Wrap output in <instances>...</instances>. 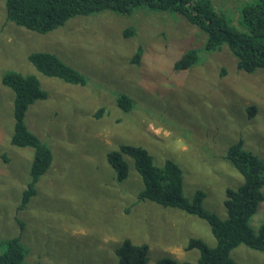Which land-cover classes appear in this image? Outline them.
<instances>
[{"label": "rangeland", "instance_id": "1", "mask_svg": "<svg viewBox=\"0 0 264 264\" xmlns=\"http://www.w3.org/2000/svg\"><path fill=\"white\" fill-rule=\"evenodd\" d=\"M5 1L0 0V253L5 240L21 233L27 264H121L115 249L126 238L149 244L147 264H159L164 256L197 261L199 251L186 246L191 237L216 245L208 222L138 201L143 181L134 165L119 180L107 153L132 143L146 147L157 164L175 159L184 171L185 195L203 189L204 207L225 218V190L243 182L225 157L229 145L242 137L264 160V69H239L226 45L207 51L206 33L177 12L104 10L39 33L7 21ZM211 1L238 25L243 5L254 0ZM139 48L137 64L132 59ZM193 48L200 60L177 70L175 62ZM40 50L58 55L88 83L38 72L28 55ZM9 69L36 73L48 91L29 107L25 121L54 158L25 208L20 204L32 179L34 149L10 142L14 92L2 83ZM118 92L133 98L131 110L117 105ZM263 221L264 202L250 223L257 231ZM232 257L235 264H264V251L244 244Z\"/></svg>", "mask_w": 264, "mask_h": 264}, {"label": "trees", "instance_id": "2", "mask_svg": "<svg viewBox=\"0 0 264 264\" xmlns=\"http://www.w3.org/2000/svg\"><path fill=\"white\" fill-rule=\"evenodd\" d=\"M5 8L7 21L39 33L53 31L73 17L104 10L121 14H131L137 8L177 12L206 33L204 46L207 51L212 52L226 45L237 57L239 69L247 72L264 69V0L245 3L239 22L235 18L238 25L224 11L216 8L211 0H6ZM134 31L129 29L130 35ZM141 54L142 48H139L132 62L138 64ZM28 60L38 72L48 77H58L69 84L86 85L89 81L86 75L55 53L35 51L28 55ZM199 60L200 52L193 48L175 62V68H191ZM2 83L14 92L15 123L10 142L34 149L32 179L23 191L20 204V208H25L37 193L36 184L54 158L51 147L37 137L25 121L29 107L35 101L47 98L48 91L43 88L36 73L16 69L7 70ZM116 97L117 105L124 111L133 108L134 100L127 93L118 92ZM248 109L250 116L256 111L254 105ZM104 111L105 108H100L96 116L100 117ZM225 157L242 175L243 182L237 187L226 188L224 206L227 216L222 218L204 207L206 192L203 189H197L191 198L185 195L184 171L175 159L166 158L157 164L146 147L132 143H120L117 148L108 151L107 160L119 180L128 177L131 162L141 176L143 188L138 192V201L150 200L164 207L181 209L206 220L211 227L215 246L198 237H191L188 241L187 250L199 251L197 261H180L164 256L158 260L159 264H235L232 251L242 244L264 251V221L257 231L250 223L264 202V160L245 147L242 137L229 145ZM18 223L23 230L26 226L24 221L18 218ZM21 239L20 233L4 241L6 248L0 253V264H27L28 251ZM115 252L121 264H147L150 246L146 242L136 244L126 238Z\"/></svg>", "mask_w": 264, "mask_h": 264}]
</instances>
